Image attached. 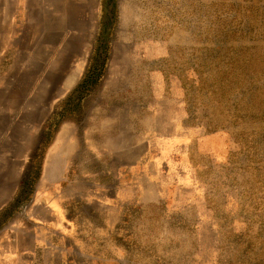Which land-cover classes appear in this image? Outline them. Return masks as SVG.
<instances>
[{
    "label": "rangeland",
    "instance_id": "rangeland-1",
    "mask_svg": "<svg viewBox=\"0 0 264 264\" xmlns=\"http://www.w3.org/2000/svg\"><path fill=\"white\" fill-rule=\"evenodd\" d=\"M2 2L0 264H264V0Z\"/></svg>",
    "mask_w": 264,
    "mask_h": 264
},
{
    "label": "crops",
    "instance_id": "crops-1",
    "mask_svg": "<svg viewBox=\"0 0 264 264\" xmlns=\"http://www.w3.org/2000/svg\"><path fill=\"white\" fill-rule=\"evenodd\" d=\"M3 2L0 0V14L5 12L3 11ZM2 18L0 17V22ZM16 176V170L13 171L10 169V172L3 174V169L0 170V212L3 208L15 197L19 189V182ZM7 236V235H6ZM5 236V237H6ZM8 245L4 246V249H0V254H3L2 251H8ZM13 250H11V253Z\"/></svg>",
    "mask_w": 264,
    "mask_h": 264
},
{
    "label": "trees",
    "instance_id": "trees-1",
    "mask_svg": "<svg viewBox=\"0 0 264 264\" xmlns=\"http://www.w3.org/2000/svg\"><path fill=\"white\" fill-rule=\"evenodd\" d=\"M15 210L17 211V210H18V208H16ZM3 214H4V213H3ZM3 214H2V215H3ZM0 215H1V214H0ZM2 215H1V216H2ZM11 217H12V216H11ZM11 217H9V218H8V217H7V218H5V219H4V222H2V223H3V225H4V224H6L8 221H10V220H11ZM3 225H2V224H0V228H1V226H3Z\"/></svg>",
    "mask_w": 264,
    "mask_h": 264
},
{
    "label": "bare ground",
    "instance_id": "bare-ground-1",
    "mask_svg": "<svg viewBox=\"0 0 264 264\" xmlns=\"http://www.w3.org/2000/svg\"><path fill=\"white\" fill-rule=\"evenodd\" d=\"M7 152H10V151L8 150ZM11 152H12V151H11ZM11 152H10V153H11ZM2 153L5 154V150H4V149L2 150ZM2 158H3V156H2ZM17 168H19V166L16 164V166H14V167L12 168V170H13V171L16 170V172H17V170H18ZM47 171H48V168H47Z\"/></svg>",
    "mask_w": 264,
    "mask_h": 264
}]
</instances>
